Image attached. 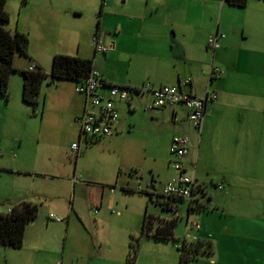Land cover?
<instances>
[{"label": "crops", "instance_id": "obj_1", "mask_svg": "<svg viewBox=\"0 0 264 264\" xmlns=\"http://www.w3.org/2000/svg\"><path fill=\"white\" fill-rule=\"evenodd\" d=\"M35 2L41 3L40 0ZM131 2L136 4L125 10L114 0H102L97 29L108 48L105 53L96 52L94 47L92 51L81 50L79 42L53 53L30 52L29 45L27 57L31 63L20 71L28 70L31 65L44 67L48 58L56 54L77 56L90 60L93 69L104 79L105 86L99 92L102 98L108 96L110 86L125 89L129 99L114 101L119 111V123L114 134L101 140L108 146L127 134V128L120 119L121 112L138 113L151 101L150 91H140L144 85H148L149 90L164 85H180L186 93L207 98L200 135L186 120L187 112L183 106L150 112L155 124L163 125L168 134L164 144L168 151L174 136L187 134L190 137L191 151L184 160V168L192 171L195 162V183L201 185L206 194L202 195L204 198L200 202H208L209 208H217L210 213H197L196 218L202 225L196 230L190 221L192 212L187 213L188 204L184 202L187 205L186 218L183 221L179 215L174 239L210 244L208 254L199 253L188 264H241L240 251L249 249L251 256L256 245L242 247L234 241L224 242L229 233L227 220L234 217L223 215L219 209L227 211L222 202L236 201L238 189L245 185L240 184L243 171H264V158L259 160L254 149L258 142L264 147V0H247L244 7L230 5L225 0H188L183 6L170 0ZM196 2L213 4L217 12L213 23L200 18L194 8L197 6L193 5ZM52 3L58 10L68 12L66 20H70L71 15L77 18L81 13L80 0H53ZM216 33L225 38L219 40L212 54L208 39ZM88 39L90 36L86 37ZM211 64L222 73L209 77ZM186 79H190V84L181 85ZM12 82L10 76L9 97L3 99L0 96V214L8 213L21 203L38 207L41 204L47 210L66 217L69 224L72 213L64 200L73 181L65 178L60 164L48 150L37 157L33 155L30 149L32 141L35 139L38 145L44 141L47 137L43 132L45 127L40 119L35 122L37 108L24 103L21 95L18 99L11 98L12 88L16 90V81L14 86ZM60 82L68 83L54 86L49 95L54 99L62 97L58 102L65 104V114L75 122L77 132L74 139L78 137L79 140L76 118L83 112L86 98L73 93L78 83ZM211 94L216 95L214 100H210ZM243 145L244 149L241 148ZM71 146L65 152L66 157L69 151L73 153ZM81 151L80 146L78 157ZM252 159L254 162L250 161ZM257 159L260 163L255 162ZM254 178L256 180V175ZM209 180L213 181L216 191L224 195L220 203L213 201V195L207 189ZM178 204L175 205L177 209ZM31 223L33 221L25 228L21 248L0 247V264H104L105 259L100 255L102 250L87 254L85 261L81 262L79 255L87 251L86 245L78 240L68 243V232L64 242L58 244L56 236L32 230ZM176 261L171 260L167 264H176Z\"/></svg>", "mask_w": 264, "mask_h": 264}, {"label": "rangeland", "instance_id": "obj_2", "mask_svg": "<svg viewBox=\"0 0 264 264\" xmlns=\"http://www.w3.org/2000/svg\"><path fill=\"white\" fill-rule=\"evenodd\" d=\"M114 1L125 10L136 4L131 0ZM170 1L183 6L188 0ZM40 2L39 5L35 0H26V4H23V0H6L5 10L10 20L0 25L12 33L18 31L27 34L30 52L35 50L53 53L71 47L75 42H79L81 50H93L91 37L99 30L97 28L101 19L99 11L102 0H80L81 13H78L77 18L71 15L70 20H66L68 12L58 10L55 3H52L53 0ZM193 5L197 6L194 8L203 21L213 23L216 20L217 12L213 4L196 2ZM88 36L90 39L87 41ZM27 56L16 54L14 57L13 67L16 71L12 73L11 78L13 86L16 81V90L12 88L13 99L22 96L23 79L20 70L23 67L27 68L31 63ZM52 57L43 64L44 67L40 66L46 74L50 73ZM47 83L49 80L41 86L40 102L43 101V106L36 107L38 118H34L35 122L36 119L43 121L45 127L43 132L47 137H44V141L39 145L33 139L30 149L36 157L48 150L60 164V170L65 178L73 181L64 200L72 217L68 224L66 217L39 204L37 217L30 224L32 230L56 236L58 244L64 242L68 232L66 237L68 243L78 240L87 247V251L79 255L81 262L85 261L87 254L102 250L100 255L105 259L104 264H167L171 260H177L175 263L179 264L180 254L177 248L182 245L181 239L157 241L142 234L141 231L145 214L151 218H170L162 208V199L158 197L166 183L176 174L169 166L171 155L164 146L168 137L163 130L164 126L155 124L151 119V111L145 110V107L138 113L121 112L120 119L127 128V134L121 140L110 146L104 141L89 146L82 143V153L77 160L71 151L66 157L65 152L69 150L71 144L79 141L78 137L74 139L77 127L65 114L67 109L65 104L58 102L62 97L55 100L49 95L54 87ZM59 83L68 82H55L54 86ZM9 92L11 94L10 89ZM241 148L244 149L245 145ZM254 149L259 160H262L264 158L262 144L258 142ZM259 160L255 162L260 163ZM250 161L254 162L253 159ZM254 172L255 170L242 172L240 184L245 185L238 189L236 201L222 202L227 211L219 209L223 215L234 217L227 220L229 233L227 232V236L224 237V242L234 241L242 247L256 245L251 256L248 254L249 249L240 251L241 264H264V171ZM188 173L191 175L190 169ZM152 176L154 189L150 190V193L154 195L140 194L136 188L146 189L148 184H152ZM212 182L208 181L207 189L213 195V201L220 203L224 195L216 191ZM177 206L180 218H184L185 221L186 203L180 202ZM94 207L98 209L97 215L92 212ZM215 210L217 208L212 206L208 210L192 211L190 221L200 226L196 215ZM49 216L54 219L50 221ZM56 219L62 222L58 223ZM97 234L99 235L95 236ZM130 239L132 243L137 244L136 260L132 263L128 261ZM0 257L2 258V255Z\"/></svg>", "mask_w": 264, "mask_h": 264}, {"label": "trees", "instance_id": "obj_3", "mask_svg": "<svg viewBox=\"0 0 264 264\" xmlns=\"http://www.w3.org/2000/svg\"><path fill=\"white\" fill-rule=\"evenodd\" d=\"M230 5L237 7H244L247 3V0H225ZM6 0H0V24L8 23L10 20L9 14L5 10ZM23 4H26V0H23ZM29 46V38L25 33H21L18 31L11 32L6 30L4 26L0 25V96L3 99H7L9 97V78L13 72H15V68L13 67V61L16 54L27 56ZM92 63L90 60L77 57V56H69L63 54H56L52 57L51 70L49 74L43 72L39 67L35 65L34 71H21V75L23 78V89H22V100L27 105H30L34 108L39 105H43V101L40 102V90L41 86L44 82L49 80L47 83L50 86H54L55 82L58 81H71L75 83H81L86 77L89 75L92 69ZM187 120V118H186ZM188 121V120H187ZM114 134V131L112 135ZM111 135V136H112ZM187 134H181L178 136H183ZM110 136V137H111ZM81 134H79V140H81ZM177 137V136H174ZM173 137V138H174ZM172 138V140H173ZM105 138L95 139L87 143H97ZM170 142V145L172 143ZM170 145H169V154L171 155V159L169 165L171 169H173L176 160L170 153ZM191 151L190 149L187 155ZM79 155V154H78ZM78 155H75V160ZM187 155L183 158L181 164L183 166V170L181 173L189 174L188 171L184 168V160ZM195 169V162L193 165V170L191 171V175L193 174ZM177 176L179 174L178 171L173 169ZM176 176V177H177ZM153 180L151 181L152 188ZM196 182V181H195ZM152 189V190H153ZM126 191V190H125ZM113 192V191H111ZM140 194H147L149 196L154 195L153 193L147 192L146 189L143 191H138ZM201 194V195H199ZM199 195V196H198ZM202 195H206L204 189L201 185H197L195 183L192 200H187L178 196H167L159 194L158 197L162 199V208L168 215L172 218L162 219V218H151L146 214L143 217L141 231L142 234L147 235L148 237L153 238L157 241H169L174 239V230L176 228V222L180 219L178 209L175 206L176 203L187 202L188 211L190 213L192 211H200L209 209L208 202L203 203L200 202L201 198H204ZM39 207L36 204L31 203H21L15 207H13L10 212L6 214H0V247H10L13 249L21 248L23 244L25 228L28 223L34 221L37 217ZM199 226V225H198ZM200 228V226H199ZM199 230V229H198ZM204 249V250H201ZM136 250L137 244L130 242L129 251H128V260L129 262H133L136 259ZM177 250L180 254L179 264H188L192 259H194L199 253H209L210 244L208 243H198V241H194L192 243H187L185 239L182 240L181 247H178Z\"/></svg>", "mask_w": 264, "mask_h": 264}, {"label": "built area", "instance_id": "obj_4", "mask_svg": "<svg viewBox=\"0 0 264 264\" xmlns=\"http://www.w3.org/2000/svg\"><path fill=\"white\" fill-rule=\"evenodd\" d=\"M222 34H215L214 37H209L208 48L212 54L218 47L220 39H224ZM92 45L96 52L105 53L108 48L102 42V34L97 33L92 37ZM29 71L35 70V65H31ZM222 71L210 65L209 77L218 76ZM190 84V79H186L181 85L187 86ZM105 86V81L101 74L91 69L89 75L81 83L77 84L74 91L77 94H81L86 98V105L81 113L76 118V123L79 127V133L81 134L82 142L74 143L71 146V150L75 155L80 153L81 144H86L85 141L90 142L95 139L108 138L112 135L114 128L119 123V111L115 107L114 101H127L129 94L125 89H121L117 86H110L108 96L102 98L99 94L100 89ZM54 87V86H52ZM140 91H150L151 101L146 104L145 110L153 111L156 109H175L179 106H183L186 109V118L190 126L201 134L203 128L204 118L206 116V103L207 98L196 97L182 90L181 86L164 85L160 88H154L149 90L148 85H144ZM210 100L216 98L215 94L210 95ZM85 142V143H84ZM191 139L188 135L174 137L170 145V153L176 160L173 169L179 172L178 176L166 183L163 194L167 196H178L187 200H192V193L195 186L194 172L192 175L181 173L183 166L181 164L183 158L187 155L190 149ZM221 188V187H219ZM147 191L152 190L150 184L146 187ZM137 191H143L144 188L137 187ZM92 211L97 214L98 209L94 207ZM10 212V211H9ZM50 220L54 218L49 216ZM56 222H62L60 219H56ZM193 227L198 230L199 226L194 224Z\"/></svg>", "mask_w": 264, "mask_h": 264}]
</instances>
